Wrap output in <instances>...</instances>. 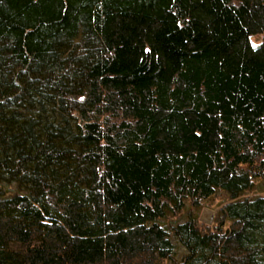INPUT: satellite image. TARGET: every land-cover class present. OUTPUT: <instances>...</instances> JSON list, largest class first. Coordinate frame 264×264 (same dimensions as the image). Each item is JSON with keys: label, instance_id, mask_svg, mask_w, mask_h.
I'll list each match as a JSON object with an SVG mask.
<instances>
[{"label": "trees", "instance_id": "1", "mask_svg": "<svg viewBox=\"0 0 264 264\" xmlns=\"http://www.w3.org/2000/svg\"><path fill=\"white\" fill-rule=\"evenodd\" d=\"M170 262L264 264V0H0V264Z\"/></svg>", "mask_w": 264, "mask_h": 264}, {"label": "rangeland", "instance_id": "2", "mask_svg": "<svg viewBox=\"0 0 264 264\" xmlns=\"http://www.w3.org/2000/svg\"><path fill=\"white\" fill-rule=\"evenodd\" d=\"M257 41V40H256ZM258 186H262L261 181L260 180H256L254 182V186L250 191H246L240 198H246V197H255V196H259L262 195L261 193H259V191H257L256 189L258 188ZM7 194H12L14 192V187H5L3 189ZM225 201H227L226 197L220 196L217 199H214L212 202L208 203L207 206H205L201 212H200V221L206 225H211L213 223V220L215 218V214L219 208V206H221ZM185 211H182V213H180V215L178 217H172V216H168L165 220L161 221L162 224L164 225H170L172 226L173 224H178L184 221L185 219ZM175 246V252H174V261L178 262V260L180 259V257L183 254V249L178 246L176 243L172 242ZM169 264H175L174 262H170Z\"/></svg>", "mask_w": 264, "mask_h": 264}]
</instances>
